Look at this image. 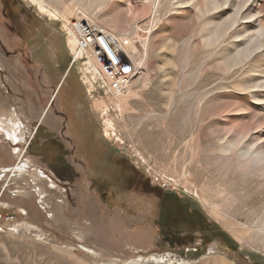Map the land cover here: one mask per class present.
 Returning a JSON list of instances; mask_svg holds the SVG:
<instances>
[{
    "label": "rangeland",
    "instance_id": "rangeland-1",
    "mask_svg": "<svg viewBox=\"0 0 264 264\" xmlns=\"http://www.w3.org/2000/svg\"><path fill=\"white\" fill-rule=\"evenodd\" d=\"M81 20L138 67L124 91L72 63ZM66 99L141 192L195 221L164 205L162 230L136 229L60 170ZM226 263L264 264V0H0V264Z\"/></svg>",
    "mask_w": 264,
    "mask_h": 264
},
{
    "label": "flooded vegetation",
    "instance_id": "flooded-vegetation-1",
    "mask_svg": "<svg viewBox=\"0 0 264 264\" xmlns=\"http://www.w3.org/2000/svg\"><path fill=\"white\" fill-rule=\"evenodd\" d=\"M3 6L9 15L13 9L12 2L8 1ZM68 100H65L62 110L55 113L60 122L52 135L54 162L59 169L70 168L75 181L86 185L91 196L103 200L104 210L131 217L142 216V221L133 224L136 229L162 230V220L152 222V218L164 217L160 208L164 205L171 208L170 212H165L166 221L174 224L177 221L185 222V219L195 221L185 211L179 215L173 213L177 205L174 196L141 192L143 185L140 177L127 174L125 163L110 156L104 143L96 141L94 126L73 111L72 103Z\"/></svg>",
    "mask_w": 264,
    "mask_h": 264
},
{
    "label": "built area",
    "instance_id": "built-area-1",
    "mask_svg": "<svg viewBox=\"0 0 264 264\" xmlns=\"http://www.w3.org/2000/svg\"><path fill=\"white\" fill-rule=\"evenodd\" d=\"M78 24L84 26L81 32L76 31ZM72 30L78 35L77 46L72 49L75 52V59L72 63L76 59L85 57L87 62H89L88 64L92 65L95 70L97 75L95 83L98 86L105 87L112 92L120 93L124 91L134 77L135 63L126 54L125 57L127 59L124 58V55H121L122 43L114 36L108 34L106 30L98 26L96 29H92L87 23L84 24L82 20L69 27L68 35L71 39L73 38ZM77 50L81 51V56L78 58L76 56ZM98 66H100L101 70Z\"/></svg>",
    "mask_w": 264,
    "mask_h": 264
},
{
    "label": "bare ground",
    "instance_id": "bare-ground-1",
    "mask_svg": "<svg viewBox=\"0 0 264 264\" xmlns=\"http://www.w3.org/2000/svg\"><path fill=\"white\" fill-rule=\"evenodd\" d=\"M43 10H45V9H43ZM45 11H47V10H45ZM48 13H49V15L50 16H52V17H55L56 15L53 13V12H51V11H47ZM88 17V16H87ZM88 20V19H87ZM83 21V23L84 24H86L87 23V25L89 26V27H91L92 29H96L97 28V26L96 25H93V24H91V23H89L88 21H86V20H82ZM83 25L82 24H78L77 26H76V31L77 32H81L82 31V29H83ZM72 35H73V38L70 40V42L71 43H74L76 46H77V42H76V40L78 39V35H77V33L74 31V30H72ZM117 37V36H116ZM115 48V47H114ZM120 51V50H119ZM118 51V52H119ZM121 55H124V58H126L125 57V50H121ZM102 54V53H101ZM76 56H77V58L78 57H80L81 56V51L80 50H77V52H76ZM95 58H96V56H95ZM127 59V58H126ZM97 60V59H96ZM93 61H94V59H93ZM98 68L101 70V68H100V66H98ZM138 70V67L136 66V64L134 65V73H136V71ZM135 75V74H134ZM120 91V90H119ZM108 127L109 128H111V122H109L108 121Z\"/></svg>",
    "mask_w": 264,
    "mask_h": 264
},
{
    "label": "crops",
    "instance_id": "crops-1",
    "mask_svg": "<svg viewBox=\"0 0 264 264\" xmlns=\"http://www.w3.org/2000/svg\"><path fill=\"white\" fill-rule=\"evenodd\" d=\"M64 78V77H63ZM58 87H59V84L58 85H56L55 87H54V89H55V91L54 92H57L58 91ZM53 122H55L56 124L58 123V122H60V119H59V117L58 116H56V115H54L53 116ZM55 129V128H54ZM54 131V130H53ZM227 264V263H226Z\"/></svg>",
    "mask_w": 264,
    "mask_h": 264
}]
</instances>
